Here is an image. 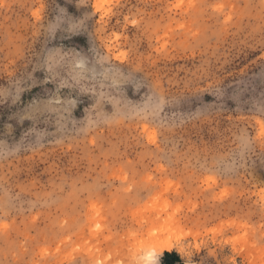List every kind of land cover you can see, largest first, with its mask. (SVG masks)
<instances>
[{
  "label": "rangeland",
  "instance_id": "374dc122",
  "mask_svg": "<svg viewBox=\"0 0 264 264\" xmlns=\"http://www.w3.org/2000/svg\"><path fill=\"white\" fill-rule=\"evenodd\" d=\"M152 218L264 264V0H0V264H159Z\"/></svg>",
  "mask_w": 264,
  "mask_h": 264
},
{
  "label": "bare ground",
  "instance_id": "6f19581e",
  "mask_svg": "<svg viewBox=\"0 0 264 264\" xmlns=\"http://www.w3.org/2000/svg\"><path fill=\"white\" fill-rule=\"evenodd\" d=\"M157 219L159 218H152L148 221L149 227L141 232V239L150 244V251L155 253V257L161 252L170 251L173 248V229L179 227V222L172 218H168L163 222H159Z\"/></svg>",
  "mask_w": 264,
  "mask_h": 264
},
{
  "label": "trees",
  "instance_id": "16d2710c",
  "mask_svg": "<svg viewBox=\"0 0 264 264\" xmlns=\"http://www.w3.org/2000/svg\"><path fill=\"white\" fill-rule=\"evenodd\" d=\"M179 256L175 251H164L163 255L161 256V263L162 264H174L175 261H179Z\"/></svg>",
  "mask_w": 264,
  "mask_h": 264
},
{
  "label": "crops",
  "instance_id": "0c3cea01",
  "mask_svg": "<svg viewBox=\"0 0 264 264\" xmlns=\"http://www.w3.org/2000/svg\"><path fill=\"white\" fill-rule=\"evenodd\" d=\"M168 252H171V250L170 251H168ZM176 252V251H175ZM177 253V252H176ZM163 255V254H162ZM177 255L179 256V254L177 253ZM179 259H180V256H179ZM159 264H162L161 263V257H160V259H159ZM174 264H184L183 263V261L180 259L179 261H175V263Z\"/></svg>",
  "mask_w": 264,
  "mask_h": 264
},
{
  "label": "snow or ice",
  "instance_id": "6c2138e0",
  "mask_svg": "<svg viewBox=\"0 0 264 264\" xmlns=\"http://www.w3.org/2000/svg\"><path fill=\"white\" fill-rule=\"evenodd\" d=\"M135 23V21H133V24ZM155 258V253H149V259L150 260H154Z\"/></svg>",
  "mask_w": 264,
  "mask_h": 264
}]
</instances>
